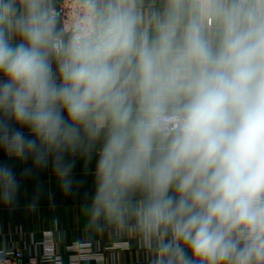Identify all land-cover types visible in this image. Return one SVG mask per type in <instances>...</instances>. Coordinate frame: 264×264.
I'll list each match as a JSON object with an SVG mask.
<instances>
[{
  "label": "clouds",
  "instance_id": "obj_1",
  "mask_svg": "<svg viewBox=\"0 0 264 264\" xmlns=\"http://www.w3.org/2000/svg\"><path fill=\"white\" fill-rule=\"evenodd\" d=\"M46 171L145 264H264V0H0V206Z\"/></svg>",
  "mask_w": 264,
  "mask_h": 264
},
{
  "label": "crops",
  "instance_id": "obj_2",
  "mask_svg": "<svg viewBox=\"0 0 264 264\" xmlns=\"http://www.w3.org/2000/svg\"><path fill=\"white\" fill-rule=\"evenodd\" d=\"M36 183L29 181L25 184L15 207L0 206V247L23 246L31 238L52 232V239L61 249L75 242H87L93 248L102 249V261L89 258L75 262L70 255H65L63 264H145L144 255L134 240L120 234L111 224H106L102 232L85 230L87 201L84 192L89 190L88 184L78 194L66 196L58 190L55 177L50 172H43L39 176L43 195L36 210L32 211L27 204ZM116 244L119 248H114Z\"/></svg>",
  "mask_w": 264,
  "mask_h": 264
},
{
  "label": "built area",
  "instance_id": "obj_3",
  "mask_svg": "<svg viewBox=\"0 0 264 264\" xmlns=\"http://www.w3.org/2000/svg\"><path fill=\"white\" fill-rule=\"evenodd\" d=\"M52 238V232H47L42 237L31 238L23 246L14 244L0 247V264H63L65 255H70L75 262L89 258L103 260L100 247L93 248L90 243L75 242L61 249ZM114 248H119V245L116 244Z\"/></svg>",
  "mask_w": 264,
  "mask_h": 264
}]
</instances>
